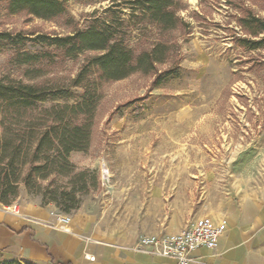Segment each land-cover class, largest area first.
I'll return each instance as SVG.
<instances>
[{"label":"rangeland","instance_id":"rangeland-1","mask_svg":"<svg viewBox=\"0 0 264 264\" xmlns=\"http://www.w3.org/2000/svg\"><path fill=\"white\" fill-rule=\"evenodd\" d=\"M60 1L66 13L43 20L9 14L0 0V34L10 37L0 39V77L64 92L95 53L67 56L51 38L94 19L124 20L121 34L136 54L161 43L166 59L152 73L116 81L90 77L98 94L90 145L69 160L96 170L100 186L76 211L42 205L22 185L11 205L0 203V212L30 223L34 214L47 213L48 225L58 218L56 227L65 232L68 224L60 219L70 217L74 235L85 242L116 241L142 251L136 248L141 235L264 201V48L249 51L236 43L264 38L240 25L248 14L264 22V0H174L178 22L167 31L131 17L128 0ZM26 56L32 60L24 63ZM168 69L175 74L158 83ZM69 93L43 105L81 100L82 89Z\"/></svg>","mask_w":264,"mask_h":264},{"label":"trees","instance_id":"trees-1","mask_svg":"<svg viewBox=\"0 0 264 264\" xmlns=\"http://www.w3.org/2000/svg\"><path fill=\"white\" fill-rule=\"evenodd\" d=\"M9 14L25 12L35 18L51 20L63 16L66 8L60 0H5ZM130 16L153 24L161 31L176 27L174 0H128ZM137 13V14H136ZM124 20L94 19L82 30L51 38V43L67 56L95 53L82 63L77 75L64 92H47L42 87L10 76L0 77V203L11 205L19 196L20 186L41 198L42 205L54 204L58 211H76L82 198L100 186L96 170L78 168L69 160L72 152H84L90 145L98 94L90 77L116 81L141 72L152 73L165 62L167 47L156 43L150 50L136 54L125 42L121 29ZM240 25L252 37L264 33V22L251 14ZM8 34L0 39L9 40ZM249 51L264 48L258 41L237 39ZM27 57L24 63L31 61ZM168 69L157 76L162 83L175 74ZM71 88L82 89L80 101L52 104L48 100L69 97ZM26 228H24L25 230ZM0 264H36L29 260L6 259Z\"/></svg>","mask_w":264,"mask_h":264},{"label":"crops","instance_id":"crops-1","mask_svg":"<svg viewBox=\"0 0 264 264\" xmlns=\"http://www.w3.org/2000/svg\"><path fill=\"white\" fill-rule=\"evenodd\" d=\"M33 216L36 218L30 223L0 212V254L4 258L36 264H177L171 258L133 251L130 245L116 241L85 242L74 235L72 227L76 222L70 217L69 232H65L56 227L58 218H54L55 224L51 227L48 224L53 219L47 213ZM211 218L214 222L224 220L226 230L215 249L196 250L190 264H264V201L244 202L222 217ZM184 225H175L166 233H175Z\"/></svg>","mask_w":264,"mask_h":264},{"label":"built area","instance_id":"built-area-1","mask_svg":"<svg viewBox=\"0 0 264 264\" xmlns=\"http://www.w3.org/2000/svg\"><path fill=\"white\" fill-rule=\"evenodd\" d=\"M226 230V222H214L203 216L193 218L175 233H159L141 236L136 248L150 254L171 258L177 264H190L194 252L200 248L213 250ZM88 258V257H87ZM93 260V258H88Z\"/></svg>","mask_w":264,"mask_h":264},{"label":"bare ground","instance_id":"bare-ground-1","mask_svg":"<svg viewBox=\"0 0 264 264\" xmlns=\"http://www.w3.org/2000/svg\"><path fill=\"white\" fill-rule=\"evenodd\" d=\"M60 221H61L63 224H68L67 221H69V219H67V218H61ZM88 258H90V257H88Z\"/></svg>","mask_w":264,"mask_h":264}]
</instances>
